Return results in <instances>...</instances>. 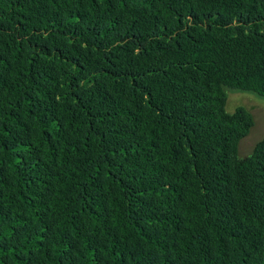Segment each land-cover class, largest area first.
Returning a JSON list of instances; mask_svg holds the SVG:
<instances>
[{"label":"trees","instance_id":"trees-1","mask_svg":"<svg viewBox=\"0 0 264 264\" xmlns=\"http://www.w3.org/2000/svg\"><path fill=\"white\" fill-rule=\"evenodd\" d=\"M264 0H0V264H264Z\"/></svg>","mask_w":264,"mask_h":264},{"label":"rangeland","instance_id":"rangeland-1","mask_svg":"<svg viewBox=\"0 0 264 264\" xmlns=\"http://www.w3.org/2000/svg\"><path fill=\"white\" fill-rule=\"evenodd\" d=\"M239 106L245 107L250 112L253 122L237 147L239 157H245L252 152L259 141L264 139V98L253 93L227 91V111L233 112Z\"/></svg>","mask_w":264,"mask_h":264}]
</instances>
